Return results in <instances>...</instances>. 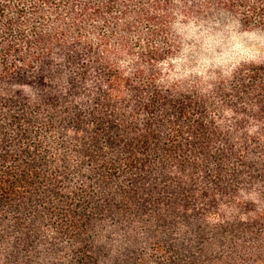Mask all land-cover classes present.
Wrapping results in <instances>:
<instances>
[{"label": "trees", "instance_id": "obj_1", "mask_svg": "<svg viewBox=\"0 0 264 264\" xmlns=\"http://www.w3.org/2000/svg\"><path fill=\"white\" fill-rule=\"evenodd\" d=\"M225 17L264 0H0V264H264V59L178 73Z\"/></svg>", "mask_w": 264, "mask_h": 264}, {"label": "rangeland", "instance_id": "obj_2", "mask_svg": "<svg viewBox=\"0 0 264 264\" xmlns=\"http://www.w3.org/2000/svg\"><path fill=\"white\" fill-rule=\"evenodd\" d=\"M176 33L182 51L177 60L182 76L198 74L206 80L219 70L242 61L264 59V29L243 28L235 19L179 22Z\"/></svg>", "mask_w": 264, "mask_h": 264}]
</instances>
